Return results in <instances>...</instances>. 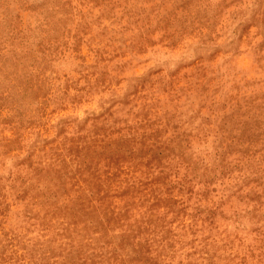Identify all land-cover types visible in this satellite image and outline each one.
Returning <instances> with one entry per match:
<instances>
[{
  "label": "clouds",
  "instance_id": "9594fccd",
  "mask_svg": "<svg viewBox=\"0 0 264 264\" xmlns=\"http://www.w3.org/2000/svg\"><path fill=\"white\" fill-rule=\"evenodd\" d=\"M172 2L0 0V264H264V59L229 30L264 10L207 0L213 32L165 24ZM121 138L130 153L99 154Z\"/></svg>",
  "mask_w": 264,
  "mask_h": 264
},
{
  "label": "rangeland",
  "instance_id": "374dc122",
  "mask_svg": "<svg viewBox=\"0 0 264 264\" xmlns=\"http://www.w3.org/2000/svg\"><path fill=\"white\" fill-rule=\"evenodd\" d=\"M237 0H231V3L228 7H231L232 4H235ZM260 4V9L264 10V0H258ZM101 0H95L93 7H99ZM155 10V9H154ZM114 12V9L112 10ZM225 9H221L218 5H212L208 3L207 0H173L170 7L166 8L165 15L161 17L162 21L167 24H175L180 28H187L191 27L192 25H196L202 28H210L213 32L222 31L224 27H227V21L225 19ZM19 18V13H13ZM104 16V13H101ZM108 17L105 16V19ZM198 22V23H197ZM264 15L256 16L254 15L251 21L246 22L244 25H241V28L237 26L236 29H229L234 33H239L237 39L230 41L232 47L238 48L241 52L240 60L242 63H248V59L242 53L245 48H251L253 53L260 59H264ZM255 29V30H253ZM87 35V33H85ZM99 40L101 44L105 45V51L108 50H115L113 49V45H121L125 43V38L120 35H109V33L105 30V28H101L100 32L93 37V41ZM82 44L81 40L77 41V45ZM79 51L81 53H86L88 51L87 46L79 47ZM206 63V62H205ZM188 73H197L200 69L196 66L189 67L185 70ZM195 75H193V79ZM134 83V82H133ZM183 84V80H181ZM126 106V105H125ZM23 113H20L21 120L20 126L26 127L31 126L35 123V121H28L27 124L23 119ZM110 115L105 118V126L102 128H97V136L100 135L101 132L107 136L109 134V129L107 127V120L110 118ZM5 124H14L15 121L10 118H5ZM245 134L248 135L251 133L254 135L253 132V124L246 123L244 126ZM19 131V128H17ZM63 131V129H61ZM19 139V137H17ZM82 140L84 138H81ZM77 141L73 142V151H75L78 155H83L85 158L94 159L98 153L94 150V145L97 143L96 141L93 142V145H85L84 148L78 147ZM133 142L128 141L124 138H121L117 141H109L104 145V152L99 153L100 155H107V156H123L125 153L131 152ZM154 153L156 156H163V154L167 151L166 146H157L153 144L149 149ZM146 154V153H145ZM61 183H63V178L61 177ZM77 213L80 215L85 216L90 220H95V215L90 212L86 207H80L77 209ZM49 213H45L43 217L39 215H33L30 219L35 220L38 222L41 228L45 227L47 224L55 222L56 216H52V220H48ZM111 219V218H110ZM125 241L128 240L127 237L124 238ZM80 253L72 254L70 253L68 256L67 264H81V260L79 259ZM86 264V262H84ZM92 264H98V262L93 259Z\"/></svg>",
  "mask_w": 264,
  "mask_h": 264
}]
</instances>
